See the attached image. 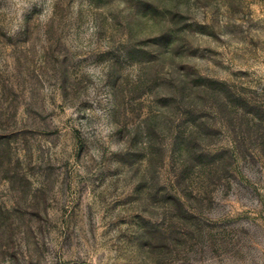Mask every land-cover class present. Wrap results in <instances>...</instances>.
I'll return each instance as SVG.
<instances>
[{"label": "rangeland", "instance_id": "374dc122", "mask_svg": "<svg viewBox=\"0 0 264 264\" xmlns=\"http://www.w3.org/2000/svg\"><path fill=\"white\" fill-rule=\"evenodd\" d=\"M0 264H264V0H0Z\"/></svg>", "mask_w": 264, "mask_h": 264}]
</instances>
